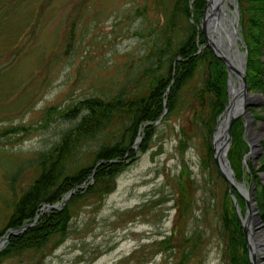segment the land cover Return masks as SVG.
<instances>
[{
  "label": "rangeland",
  "instance_id": "obj_1",
  "mask_svg": "<svg viewBox=\"0 0 264 264\" xmlns=\"http://www.w3.org/2000/svg\"><path fill=\"white\" fill-rule=\"evenodd\" d=\"M171 1L0 0V228L17 191L36 172L31 163L35 154L76 121V117L52 114L40 127L46 107L64 109L88 95L107 96L146 82L144 69L155 66L151 48L159 42ZM231 4L236 5L234 25L243 41L249 2L229 0V9ZM237 44L240 51L245 50L239 39ZM197 81L194 77L181 90L178 109L154 125L147 149L117 174L114 188L100 202L82 198L71 206L61 240L53 235L42 247L5 256L0 264H176L180 255L176 242L166 249H157L155 242L173 226L178 235L180 223L191 237L188 243L193 241L195 246L184 264H226L224 240L217 230L226 183L212 172V163L205 157V127L192 118L197 103L188 88ZM254 102L257 111L264 104V93L259 105L257 99ZM249 116L254 120L251 125L245 122L244 131L242 128L247 146L252 143L249 134L253 136L264 121ZM22 125L33 128L22 135L17 128ZM180 126L189 132L183 152L177 147ZM115 135L116 130L107 127L82 150L113 140ZM259 135L261 154L264 134ZM209 139L211 144L210 134ZM251 147L258 151L254 144ZM247 151L241 159L243 165L251 159ZM82 161L89 162L88 158ZM182 161L194 185L193 202L179 221L176 178ZM259 178L264 180L262 172ZM236 181L252 195L245 179ZM244 209L243 201L241 215ZM262 230V221L261 226H252L255 234ZM254 253L256 264H264V252Z\"/></svg>",
  "mask_w": 264,
  "mask_h": 264
},
{
  "label": "trees",
  "instance_id": "obj_2",
  "mask_svg": "<svg viewBox=\"0 0 264 264\" xmlns=\"http://www.w3.org/2000/svg\"><path fill=\"white\" fill-rule=\"evenodd\" d=\"M247 1L250 14L242 30L245 78L249 90L264 93V0ZM203 3L204 0L171 1L159 42L151 48L155 66L149 64L145 67L146 82L140 87L118 90L107 96L88 95L64 109L46 107L44 118L38 123L40 127L52 114L63 118L76 117V121L64 128L58 139L46 149L35 154L31 162L35 174L17 191V196L14 192L16 198L10 203V211L0 228V237L8 230L24 228L7 236L0 248V262L3 257L23 249L42 247L53 235L57 236V241L61 240L72 215L71 206L82 198L100 202L114 188L117 174L138 152L147 149L155 132L154 125L178 109L181 90L194 77L198 81L188 88L197 103L192 109V118L198 119L205 127V157L212 163V172L225 184L211 157L209 134L227 101L226 70L223 62L208 47L202 46L204 37L198 18L202 14ZM248 110L252 116L264 120V104L257 111L253 106ZM242 121V117H236L230 125L231 142L226 156L235 179H245L249 186H254L252 195L264 227V180L259 178V173H264V152L259 154L255 167L251 159L245 160L246 167L243 165L241 159L248 146L242 136ZM107 127L117 132L113 140L101 141L82 150ZM17 128L24 135L33 127L22 125ZM179 133L177 147L179 152H183L189 132L180 126ZM84 158L89 162L84 163ZM100 160L102 162L95 165ZM193 185L190 170L182 161L176 178V217L180 218L179 221L186 217L193 202ZM70 189L73 191L60 206L58 202ZM230 192L241 211L243 199L233 188ZM220 200L217 230L224 240L223 259L226 264H249L236 206L225 186ZM52 204L56 206L50 207ZM178 231L177 235L173 226L169 234L155 242V246L166 249L176 244L180 248L176 264H184L195 251V246L193 241L188 243L191 237L185 235L183 224H179Z\"/></svg>",
  "mask_w": 264,
  "mask_h": 264
},
{
  "label": "water",
  "instance_id": "obj_3",
  "mask_svg": "<svg viewBox=\"0 0 264 264\" xmlns=\"http://www.w3.org/2000/svg\"><path fill=\"white\" fill-rule=\"evenodd\" d=\"M205 3L206 0H204L203 3V7H202V14L201 16L198 18V24L200 27V30L202 32V35L204 37V43L202 46H206L208 47L213 53L214 55L219 58L224 66H225V70H226V91H227V101L226 104L224 105L223 109L220 111V113L218 114L215 124L213 126V129L210 133V137H211V153H212V157L213 160L215 162L216 168H217V172L218 174L224 179L225 183H226V189L228 191V193H230L231 198L233 199V203L236 206V214L237 217L239 219L240 222V226H241V233L245 239V247H246V253H247V257L249 260V264H256L255 262V253L252 250V246H251V238L254 239V234L251 232L252 231V227L250 225V221H254V225H258L261 226V219L260 217L257 215L258 210L257 207L254 205V201L255 198L253 195H248V190L247 187H245L242 183H238L235 178H234V174L233 171L229 165L228 159L226 157V149L229 145L231 136L229 134V128L230 125L232 123V121L239 116L243 117V131L246 128V124L245 122L249 123V125H251V122L254 120L253 117L249 116L250 111L248 110L249 106H256V103L254 102L255 99L258 100V105L260 104V99H261V93L259 91L256 92H251L249 91L248 85L246 83V78H245V72H244V60H245V50L241 51V60H238V68L234 67L230 61L227 59L226 55L223 54L222 52L216 50L212 44L210 43L208 36H207V31H206V21H205ZM220 4V1H219ZM231 17H232V22L234 23L236 21V5L235 4H231ZM239 41H240V45L242 47H244V43L241 39V37H238ZM229 73H232L237 80V85H238V92L237 94H239L241 96V98L238 102H237V96L236 94L232 91V89L229 86ZM226 111V117L223 120V125L221 127L220 130V138H221V145L216 142V138L214 136V131L216 130L217 127V122H218V118L222 115L223 112ZM261 126L257 128V131H255L254 135H258L257 139L252 142V143H248V151L246 154L251 153V162H252V166L255 167L256 166V162H257V158L261 152V150L263 149V145L260 144L259 142H257L260 138L259 133L262 131L264 134V121L260 122ZM137 142V140L135 141V143ZM254 144L255 146H257L258 151L253 152L251 145ZM100 161H97L95 163V165H97ZM244 162V160H243ZM94 165V166H95ZM94 168V167H93ZM92 168V170H93ZM263 173V172H262ZM264 174V173H263ZM242 185V187L240 186ZM230 188H233L243 199L244 201V213L243 215H241L239 213V209L237 207V203L235 200V196L230 192ZM73 191V189H70L69 193H67L65 195V197L63 198V200L59 201L58 204L61 206L63 204V202L65 201V199L69 196V194ZM254 192V187L253 185L250 186V193L252 194ZM56 204H52L50 205V207H55ZM27 224H31V222H28ZM24 226H21L18 229L15 230H8L7 233L3 236L0 237V247L2 245V243L6 240L7 236L9 234L15 233L18 230L23 229ZM261 234L264 235V230L261 231Z\"/></svg>",
  "mask_w": 264,
  "mask_h": 264
},
{
  "label": "bare ground",
  "instance_id": "obj_4",
  "mask_svg": "<svg viewBox=\"0 0 264 264\" xmlns=\"http://www.w3.org/2000/svg\"><path fill=\"white\" fill-rule=\"evenodd\" d=\"M220 1V4H219ZM229 0H206L205 4V21L207 36L212 46L226 55L230 63L238 68V60H241V51L238 49L237 39L238 34L236 27L232 22L231 12L228 8L227 2ZM231 1V0H230ZM236 24V23H235ZM229 86L236 94L237 99L241 98L238 92V85L236 77L229 73ZM240 99L237 100V102ZM226 117V111L219 117L217 122L214 136L218 145H221L220 130L223 125V120ZM242 187V185H240ZM251 227L254 225L253 221H250ZM253 233V231H251ZM254 234V239L251 241L252 250H256L258 253L264 252V239H259L262 234ZM257 253V254H258Z\"/></svg>",
  "mask_w": 264,
  "mask_h": 264
},
{
  "label": "flooded vegetation",
  "instance_id": "obj_5",
  "mask_svg": "<svg viewBox=\"0 0 264 264\" xmlns=\"http://www.w3.org/2000/svg\"><path fill=\"white\" fill-rule=\"evenodd\" d=\"M249 138L251 139L252 142H254L257 139V137L254 136V134H253V136L251 134H249Z\"/></svg>",
  "mask_w": 264,
  "mask_h": 264
}]
</instances>
